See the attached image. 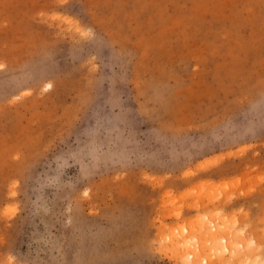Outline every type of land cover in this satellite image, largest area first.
<instances>
[{
    "label": "rangeland",
    "instance_id": "1",
    "mask_svg": "<svg viewBox=\"0 0 264 264\" xmlns=\"http://www.w3.org/2000/svg\"><path fill=\"white\" fill-rule=\"evenodd\" d=\"M0 264H264V0H0Z\"/></svg>",
    "mask_w": 264,
    "mask_h": 264
},
{
    "label": "bare ground",
    "instance_id": "2",
    "mask_svg": "<svg viewBox=\"0 0 264 264\" xmlns=\"http://www.w3.org/2000/svg\"><path fill=\"white\" fill-rule=\"evenodd\" d=\"M188 246V245H187ZM182 247V246H181ZM181 247H180V249H181ZM225 247H227V245H225ZM183 249V248H182ZM177 250H178V248L176 249V248H173V252H177ZM178 253V252H177ZM178 256H180V253H178V255H172V258L173 259H176L177 260V258H178ZM177 257V258H176Z\"/></svg>",
    "mask_w": 264,
    "mask_h": 264
}]
</instances>
